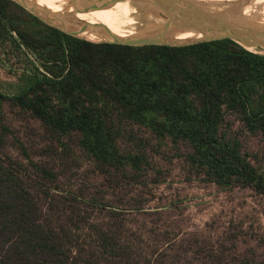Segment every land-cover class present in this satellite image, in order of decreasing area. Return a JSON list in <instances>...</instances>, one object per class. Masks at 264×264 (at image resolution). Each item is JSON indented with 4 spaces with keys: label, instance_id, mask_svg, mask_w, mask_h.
<instances>
[{
    "label": "trees",
    "instance_id": "trees-1",
    "mask_svg": "<svg viewBox=\"0 0 264 264\" xmlns=\"http://www.w3.org/2000/svg\"><path fill=\"white\" fill-rule=\"evenodd\" d=\"M0 30L37 64L24 76L23 88L13 96L0 93V102L40 123L47 142L41 152L52 163L78 148L101 175L141 185L140 154L118 144L128 127H139L186 146L190 176L217 186L235 182L264 195V178L242 153L240 141L219 133L225 113L232 112L248 130L264 135V55L229 40L132 47L75 38L12 0H0ZM200 38L187 31L152 39ZM30 165L43 181L59 175L49 162ZM23 168L24 163L0 156V264H175L159 251L136 253L113 222L104 227L64 208L63 224L54 226L49 211L57 199L68 200L32 187ZM120 215L109 210L108 219ZM238 262L251 264L245 257Z\"/></svg>",
    "mask_w": 264,
    "mask_h": 264
},
{
    "label": "rangeland",
    "instance_id": "rangeland-1",
    "mask_svg": "<svg viewBox=\"0 0 264 264\" xmlns=\"http://www.w3.org/2000/svg\"><path fill=\"white\" fill-rule=\"evenodd\" d=\"M63 1L68 6L76 4V0ZM216 1L188 0L202 7ZM263 1L234 0L218 10L225 12V20L256 26L264 22ZM84 4L101 7L94 0ZM150 14L156 16L155 9ZM13 39L0 30V93L5 96L16 95L24 86V76L34 73L33 65L37 66ZM256 50L249 52L264 55V50ZM128 129L118 144L132 150V154H140L139 174L144 176L141 185L119 175H101L95 163L78 148L63 161L53 159L52 163L41 152L47 142L40 123L10 103L0 102V156L24 163L22 173L32 181V187L51 189L55 196L68 200L57 199L56 208L49 211L54 226L63 224L66 208L104 227L113 222L121 238L129 240L142 256H156L159 251L165 260L175 264H239L244 257L251 264H264V195L235 182L217 186L203 177L190 176L186 146L174 145L168 138H158L139 127ZM219 133L238 139L242 153L264 178V135L248 130L240 116L232 112L225 113ZM30 161L49 162L58 177L52 182L41 180V173L35 174ZM92 198L97 202H90ZM140 201L144 202L141 207ZM44 207H50V201L44 200ZM109 210L121 215L108 219Z\"/></svg>",
    "mask_w": 264,
    "mask_h": 264
},
{
    "label": "bare ground",
    "instance_id": "bare-ground-1",
    "mask_svg": "<svg viewBox=\"0 0 264 264\" xmlns=\"http://www.w3.org/2000/svg\"><path fill=\"white\" fill-rule=\"evenodd\" d=\"M19 1L45 22L80 38L97 41H134L176 33L168 31L161 35L166 24L165 21L151 14L152 17H150L149 12L153 11V8L136 5L130 1L113 5L108 0H94L101 6L100 9L86 6L84 4L86 0H76V4L72 2L73 4L70 6L66 5L67 3L63 0ZM179 1L189 3L188 0ZM233 1L218 0L202 8L209 13L218 11L217 14L223 16L225 12H219L218 9L226 5L225 3ZM241 16L245 21H249L243 12H241ZM250 27L264 32V22L262 21L256 26L250 25ZM248 49L258 52L256 48Z\"/></svg>",
    "mask_w": 264,
    "mask_h": 264
},
{
    "label": "water",
    "instance_id": "water-1",
    "mask_svg": "<svg viewBox=\"0 0 264 264\" xmlns=\"http://www.w3.org/2000/svg\"><path fill=\"white\" fill-rule=\"evenodd\" d=\"M111 4L130 1L136 5H143L155 9V14L165 21L162 34L168 31L173 32H193L199 35V40L184 42V43H165L160 40H134V41H110L102 43H111L117 45H125L132 47L140 46H171L180 47L194 45L202 42H213L229 40L239 45L243 49L249 51L248 48H256L264 50V32H261L254 27L237 24L233 21H228L219 16L217 13H209L202 6L189 4L179 0H108ZM22 8L27 9L30 14L37 17L46 25L56 28L62 33L78 38L76 35L66 32L55 25L45 22L43 19L36 16L19 0H13Z\"/></svg>",
    "mask_w": 264,
    "mask_h": 264
}]
</instances>
